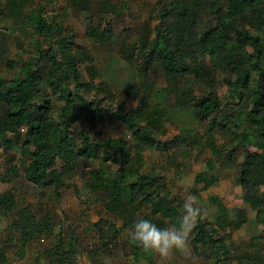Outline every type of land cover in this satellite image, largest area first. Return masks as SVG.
I'll return each instance as SVG.
<instances>
[{
  "label": "trees",
  "instance_id": "16d2710c",
  "mask_svg": "<svg viewBox=\"0 0 264 264\" xmlns=\"http://www.w3.org/2000/svg\"><path fill=\"white\" fill-rule=\"evenodd\" d=\"M34 2L0 0V23H12L8 31L0 27V63L12 72L0 74V153L6 164L0 181L12 185L22 173L34 186L58 194L81 177L113 219L107 221V231L98 227L101 239L117 242L125 233L128 242L137 220L150 219L165 228L168 222L177 226L180 216L182 202L168 181L154 170L145 171L146 151H167L180 143L195 150L205 136L211 156L207 169L195 176L194 191L216 186L223 169L236 168L243 206L228 208L211 197L217 211L198 222L190 244L206 258L202 264H264V240L253 237L245 247L228 243L249 222L250 211L264 216V0H157L151 15L156 31L148 21L147 34L119 49L139 81L124 87L125 96L137 101L126 107V98L115 110L93 56L79 46L77 50L58 23L48 22L45 6L38 2L32 7ZM70 5L98 45L113 40L112 27H102L104 20L90 15L91 0H70ZM107 6L115 12L111 3ZM19 30L32 35L36 56L25 58L17 38L18 50L12 51L9 38ZM160 71L167 75L171 107L188 111L203 133L190 129L162 140L166 111L153 91ZM221 82L230 102L219 113ZM113 122L130 133V140L104 134L102 127ZM217 134L229 140L219 144ZM19 212L18 193L12 188L0 192V224L10 220L4 237L0 233V264L11 263L10 249L16 247L15 255L23 258L29 246L46 240L52 241L43 251L48 264H74L67 256L78 249L61 230L56 233L61 225L51 213L34 219ZM70 237L78 240L75 232ZM129 246L136 263L145 258L153 264L146 251Z\"/></svg>",
  "mask_w": 264,
  "mask_h": 264
},
{
  "label": "rangeland",
  "instance_id": "374dc122",
  "mask_svg": "<svg viewBox=\"0 0 264 264\" xmlns=\"http://www.w3.org/2000/svg\"><path fill=\"white\" fill-rule=\"evenodd\" d=\"M94 19L96 16L102 18L103 26H111L113 32V40L105 45H98L87 33L85 22L82 17L73 14L70 0H35L32 7L37 3L45 6V16L49 23H58L63 28L66 38L76 43V49L88 51L95 60V65L104 80L109 84L108 89L112 91L110 108L115 110L118 104L128 99L124 106L130 107L132 102L135 103L133 96H125V88L129 84L139 81L138 73L135 72L124 57L119 53V49L123 46H133L138 42L143 33H148L144 28L146 23L150 21V28L156 31L157 21L151 20L153 9L157 6V0H91ZM107 2L115 7L112 12ZM112 12V13H111ZM88 23V22H86ZM1 29L8 31L12 27L11 21H2ZM151 30L150 32H153ZM10 34V31L8 32ZM151 39L154 38V33ZM14 38L24 47L25 58L36 56L37 45L32 35L28 31H15L9 42L12 51L18 50L14 44ZM78 50V49H77ZM84 77L89 78L86 65H83ZM11 76L12 72L0 63V74ZM167 75L160 71L156 78L154 86L155 100L160 101L165 108L164 126L166 129L165 136L162 140L169 141L175 136H184L187 130H201L202 125L193 119L191 114L183 109L172 108V101L169 98L166 84ZM221 80V77L219 78ZM99 83V81H98ZM100 85V84H98ZM218 95L221 100L219 113L228 109L230 96L227 92V86L222 82L218 85ZM238 110L237 107H235ZM215 116L212 118V120ZM212 120L205 124L209 127ZM103 132L107 136H121L130 140V133L118 122L104 125ZM215 139L219 144L227 142L228 136L217 134ZM202 147L191 150L186 144L180 143L178 146H172L169 150L149 149L145 153V171L154 170L163 176L173 192V194L183 203V199L188 195L198 197L200 207L206 211L207 219H211L217 211L215 205L211 202V197H218L222 203L228 208L243 206L242 191L237 182L238 173L236 168L223 169L221 171V179L219 183L201 192L194 191V180L197 173L206 170V160L211 156L207 152L206 137L203 136ZM101 166V164L99 163ZM6 167L3 156L0 153V173ZM14 189L19 196L20 216H28L38 219L51 213L61 225L58 226L56 233H64L65 239L68 240L73 248H77V253L70 252L67 259L73 261L74 264H149L148 259L142 258L136 263L131 256L130 246L126 240V234L123 233L117 242L109 240L107 237L101 239V231H97L98 227L104 225V230H108L107 221L113 219L101 207L97 198L88 191L85 181L81 177H76L70 186L61 188L58 194L53 190H43L29 183L22 175L16 176V180L12 185L4 184L0 181V192ZM260 214H263L261 212ZM257 212L250 211V220L240 229L234 231L231 240L228 241L229 246H248L250 240L256 237L257 240H264V216L258 218ZM204 218V219H205ZM10 224V220L4 219L0 224L1 237L5 235V229ZM120 226V225H119ZM167 227H174L168 222ZM75 232L73 239L71 233ZM108 233V232H106ZM49 240L43 241L38 245H31L27 248L25 257L21 258L15 255L16 247L10 249V264H48L43 255L45 247L51 246ZM153 264H202L206 262L204 255L199 256L190 244V253L183 255L174 252L172 257L167 261L151 252H147ZM239 264V263H236Z\"/></svg>",
  "mask_w": 264,
  "mask_h": 264
},
{
  "label": "clouds",
  "instance_id": "9594fccd",
  "mask_svg": "<svg viewBox=\"0 0 264 264\" xmlns=\"http://www.w3.org/2000/svg\"><path fill=\"white\" fill-rule=\"evenodd\" d=\"M177 226L161 228L150 219L137 220L127 233L129 244L169 260L174 252L190 253V235L198 222L206 217L197 196L188 195L180 207Z\"/></svg>",
  "mask_w": 264,
  "mask_h": 264
}]
</instances>
